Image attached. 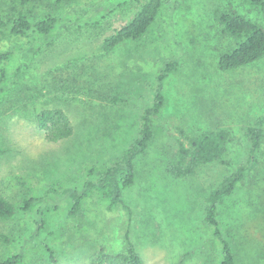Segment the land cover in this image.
<instances>
[{
	"label": "rangeland",
	"instance_id": "obj_1",
	"mask_svg": "<svg viewBox=\"0 0 264 264\" xmlns=\"http://www.w3.org/2000/svg\"><path fill=\"white\" fill-rule=\"evenodd\" d=\"M11 1L0 0V20L9 17ZM174 1L165 5L143 40L127 41L110 52H101L100 45L133 19L144 0L32 2L37 12L52 11L67 19L79 16L86 24H61L40 47L39 41L14 36L1 45V50L15 52V67L21 71L0 103L4 150L0 195L18 204L28 194L14 183L17 175L42 183L41 190L56 179L78 187L90 165L122 156L140 129L145 108L153 102L157 73L172 60L178 67L164 82L166 103L156 119L155 136L137 158L135 184L124 190L122 200L132 210L130 235L145 264H212V247L207 246V251L203 247L204 199L240 162L246 127L264 113V58L239 69L221 70L218 57L235 47L237 39L222 31L216 12L233 5L263 26L264 15L243 0ZM116 97L123 100L118 105L112 100ZM57 107L69 115L75 131L70 138L49 142L35 116L41 109ZM178 126L192 134L223 127L232 130L236 140L221 161L178 178L166 169L177 147ZM260 161L263 169L264 154ZM254 173L222 209L238 264H264V200L254 184L264 178V171ZM65 202V207L70 206ZM88 204L92 210L101 208L96 196ZM92 210L86 206L74 218H68L66 208L51 215L49 229L56 238L50 241L58 264H87L100 244L115 251L123 247L129 224L126 213L120 209L98 216ZM98 218L103 226L99 236L83 242L72 237L77 222L95 223ZM31 227L24 217L0 220V231L13 237L26 235ZM7 250L0 243V256ZM27 264L52 263L45 250L37 249Z\"/></svg>",
	"mask_w": 264,
	"mask_h": 264
},
{
	"label": "trees",
	"instance_id": "obj_2",
	"mask_svg": "<svg viewBox=\"0 0 264 264\" xmlns=\"http://www.w3.org/2000/svg\"><path fill=\"white\" fill-rule=\"evenodd\" d=\"M34 0H12L11 13L6 20H0V47L4 40L14 37H26L31 41H39L54 33L59 26L76 24L84 25L85 21L77 18L59 17L55 12H37L33 7ZM63 0H57L60 3ZM125 1V0H123ZM141 1V0H137ZM255 7L264 15V0H243ZM124 3V2H121ZM176 4L173 0H144L141 8L132 20L121 28L110 33L102 42L101 52H110L116 46L127 41L140 42L151 31L152 25L161 15L166 4ZM102 17V14L100 15ZM216 20L222 31L237 39L235 47L223 52L218 57V67L221 70H235L252 64L264 58V26L238 12L230 5L217 10ZM94 21H98L94 20ZM86 24V23H85ZM61 25V26H62ZM14 51L0 49V103L11 91L14 83L18 82L20 66ZM178 67V62L169 61L156 75L153 91V102L145 108L141 117L140 129L132 145L125 153L115 159L104 161L98 165H90L86 169V178L80 181L78 187H70L64 180H52L46 187L36 183L31 178L17 175L14 183L28 191L20 203L15 204L0 195V220L10 221L16 218H27L31 223V230L24 236L13 237L11 234L0 231V243L8 250L0 256V264H27L29 257L37 249H43L52 264H58L54 243L56 233L49 229L51 215L66 208L68 218L83 214L84 207L91 209L88 200L96 196L100 199L101 208L94 211L98 216L101 212L122 210L128 216L125 226L124 244L121 250H112L105 244L92 254L87 264H145L130 235L132 210L122 200L123 192L136 181V160L144 154L155 136L156 119L166 103L164 82L170 73ZM115 104L123 100L112 99ZM36 122L39 128L45 130V137L49 142H58L70 138L75 131L74 125L63 108H45L37 112ZM158 120V119H157ZM176 149L167 162V171L171 175L184 178L191 176L207 164L218 162L228 151V147L236 140L232 130L223 127H213L197 134L188 132L184 127H175ZM244 154L237 166L226 174L204 199L202 228L206 234L203 247H212V264H238L237 251L232 242L229 229L224 228L222 209L226 200L238 192L245 179L253 174H261L260 157L264 141V113L249 123L245 130ZM0 144V154L3 153ZM264 178L255 180L259 185V196L264 200ZM65 200L70 206L65 207ZM120 207V209H119ZM103 226L98 218L95 223L84 219L72 228V237L77 242L99 236ZM47 232L46 238H44ZM97 233V235H95ZM80 238V240L78 239Z\"/></svg>",
	"mask_w": 264,
	"mask_h": 264
}]
</instances>
